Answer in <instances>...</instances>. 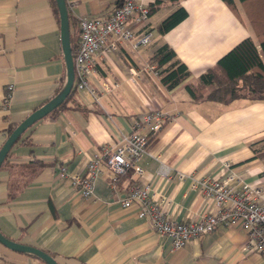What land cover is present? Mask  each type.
<instances>
[{
	"label": "crops",
	"instance_id": "1",
	"mask_svg": "<svg viewBox=\"0 0 264 264\" xmlns=\"http://www.w3.org/2000/svg\"><path fill=\"white\" fill-rule=\"evenodd\" d=\"M122 1L67 0L71 36L80 34L81 17L109 15ZM149 1L155 7L134 40L149 32L150 42L137 47L128 42L99 53L90 76L95 93L77 90L75 95L84 108L48 113L12 146L0 167V231L45 250L60 264H264L259 251L247 249L239 224L219 223L214 231L174 247L171 237L154 231L139 215L138 200L122 203L132 185L148 184L154 200L168 199L164 208L173 219H197L215 208L214 198L194 184L205 177L231 178L238 189L256 184L264 203V159L254 157L251 145L264 139V100H196L187 88L243 38L255 37L240 0V14L223 0ZM54 3L0 0V149L9 127L50 101L66 82L61 16ZM180 5L188 16L160 32L158 24ZM164 43L191 71L173 88L162 81V68L153 59ZM155 109L172 118L152 135L139 160L141 173L131 170L114 186L112 172L103 166L91 195H84L70 176L60 175L62 165L85 172L91 157L119 147L132 123ZM0 264L48 263L0 241Z\"/></svg>",
	"mask_w": 264,
	"mask_h": 264
},
{
	"label": "built area",
	"instance_id": "2",
	"mask_svg": "<svg viewBox=\"0 0 264 264\" xmlns=\"http://www.w3.org/2000/svg\"><path fill=\"white\" fill-rule=\"evenodd\" d=\"M149 0H123L109 15L98 17L83 16L79 20L80 41L74 55L75 82L77 90H88L94 94L90 76L94 70L96 56L118 45L132 42L135 47L147 44L151 33H143L134 40L139 28L147 25L151 15ZM154 67V66H152ZM8 85L4 107H8L10 90ZM172 116L162 109L149 110L132 123L131 132L116 149H105L91 157L86 171L70 172L66 165L60 167L61 176H70L73 184L79 186L84 195L94 192L96 177L103 166L113 174V185L129 171L141 173L144 169L139 160L148 151L152 135L164 127ZM145 128H147L145 130ZM230 179L202 178L195 180L205 193L215 200V208L197 219L175 220L164 208L168 199L154 200L148 184H134L129 194L122 198L125 206L138 200L141 203L139 215L147 217L151 228L172 238L174 247H181L191 238H197L214 231L219 223L239 224L246 232V247L250 251H259L264 259V203L260 202L262 188L246 183L242 189L230 182Z\"/></svg>",
	"mask_w": 264,
	"mask_h": 264
},
{
	"label": "trees",
	"instance_id": "3",
	"mask_svg": "<svg viewBox=\"0 0 264 264\" xmlns=\"http://www.w3.org/2000/svg\"><path fill=\"white\" fill-rule=\"evenodd\" d=\"M234 12L240 14L236 0H223ZM56 11L58 5L54 0ZM159 2V1H158ZM242 8L253 26L255 37L247 36L225 53L215 65L204 71L196 81L187 83L192 97L199 99H213L225 103L238 98L251 100H264V0H240ZM151 7V11L153 10ZM188 16V10L180 5L170 12L157 26L165 33L175 27ZM79 24V31H80ZM80 41L78 36H71L73 54L75 55ZM259 46L261 48H259ZM175 49L168 43L160 45L154 53L153 59L162 68L160 74L162 81L168 88H173L184 82L191 74L186 63L178 59ZM77 89L73 88L67 98L49 113H55L61 108L69 106L83 107L76 100ZM72 101L70 104L69 102ZM84 108V107H83ZM13 123L8 129V135L17 127ZM24 133V132H23ZM20 135V137L23 135ZM17 139V141L20 139ZM16 141V142H17ZM29 140H25L28 142ZM264 139L252 143L254 157L264 159ZM8 155L2 166L7 163ZM26 183V182H25ZM23 185H20L22 188ZM18 189V184L14 183ZM13 192V195H16Z\"/></svg>",
	"mask_w": 264,
	"mask_h": 264
},
{
	"label": "water",
	"instance_id": "4",
	"mask_svg": "<svg viewBox=\"0 0 264 264\" xmlns=\"http://www.w3.org/2000/svg\"><path fill=\"white\" fill-rule=\"evenodd\" d=\"M56 1L61 16V38L67 71L66 82L55 97H53L50 101L46 102L44 105L40 106L30 115H28L23 121H21V123L17 125V127L12 131V133L7 137L5 143L0 149V167L4 159L10 152L12 146L20 137V135L33 123L47 115L50 111H52L59 104H61L73 90L75 82V65L74 54L71 44L70 11L67 0ZM0 241L13 249L34 253L45 259L48 264H60V262L53 255L46 252L45 250L32 245H27L18 241H14L6 237L1 231Z\"/></svg>",
	"mask_w": 264,
	"mask_h": 264
},
{
	"label": "rangeland",
	"instance_id": "5",
	"mask_svg": "<svg viewBox=\"0 0 264 264\" xmlns=\"http://www.w3.org/2000/svg\"><path fill=\"white\" fill-rule=\"evenodd\" d=\"M166 7H167V6H166ZM165 9H166V8H163V12L166 11ZM156 33H157L156 31L153 33L154 38H155V36L157 35Z\"/></svg>",
	"mask_w": 264,
	"mask_h": 264
}]
</instances>
